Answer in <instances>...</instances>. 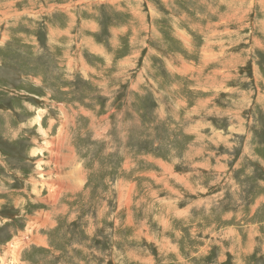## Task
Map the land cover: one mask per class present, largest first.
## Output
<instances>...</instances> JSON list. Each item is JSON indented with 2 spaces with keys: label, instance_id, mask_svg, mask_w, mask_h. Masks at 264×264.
<instances>
[{
  "label": "rangeland",
  "instance_id": "obj_1",
  "mask_svg": "<svg viewBox=\"0 0 264 264\" xmlns=\"http://www.w3.org/2000/svg\"><path fill=\"white\" fill-rule=\"evenodd\" d=\"M0 264H264V0H0Z\"/></svg>",
  "mask_w": 264,
  "mask_h": 264
},
{
  "label": "bare ground",
  "instance_id": "obj_2",
  "mask_svg": "<svg viewBox=\"0 0 264 264\" xmlns=\"http://www.w3.org/2000/svg\"><path fill=\"white\" fill-rule=\"evenodd\" d=\"M43 132H44V131H43ZM43 135H44V133H43ZM48 147H49L50 151L52 152V158H53V159H56V161H58V157L56 158V156H57V153H58V151H59L60 148H58V147H54L53 145H49ZM48 147H47V148H48ZM35 156H36V154H35V155L33 154V157H35ZM39 168H40V167H39ZM39 168H38V170H39ZM38 170H37V171H38ZM57 172H58V171H57ZM41 173H42V172L40 171L39 174H41ZM44 173H45V172H44ZM46 176H47V175H46ZM58 177H59V176H58ZM59 179H60V178H59ZM49 180H50V179H49ZM52 181H54V180H52ZM49 197H50L51 200H53V198H54L55 196H51V194H50Z\"/></svg>",
  "mask_w": 264,
  "mask_h": 264
}]
</instances>
